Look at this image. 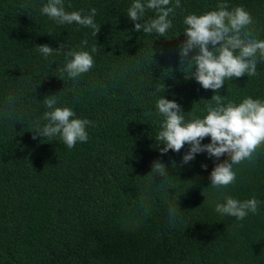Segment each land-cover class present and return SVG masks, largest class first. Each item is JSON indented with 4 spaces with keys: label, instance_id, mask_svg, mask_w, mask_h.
I'll return each instance as SVG.
<instances>
[{
    "label": "trees",
    "instance_id": "16d2710c",
    "mask_svg": "<svg viewBox=\"0 0 264 264\" xmlns=\"http://www.w3.org/2000/svg\"><path fill=\"white\" fill-rule=\"evenodd\" d=\"M47 2L0 0V264H264V145L233 165L234 183L217 189L209 176L227 154L198 153L183 164L188 144L162 155L156 140L164 119L158 99L174 100L186 121L215 106L217 93L189 77L187 62L180 65L184 18L226 2L248 11L253 36L264 40V0H180L164 36L135 30L156 11L133 22L134 0H62L66 12L96 9V36L41 14ZM44 44L64 50L45 58L36 48ZM69 50L94 60L75 80L62 72ZM219 94L225 106L264 101V61L255 76L225 80ZM53 95L57 107L92 122L87 142L69 149L59 136L33 139L47 123L43 101ZM157 160L166 177L150 173ZM229 196L255 197L257 212L239 221L217 213Z\"/></svg>",
    "mask_w": 264,
    "mask_h": 264
},
{
    "label": "clouds",
    "instance_id": "9594fccd",
    "mask_svg": "<svg viewBox=\"0 0 264 264\" xmlns=\"http://www.w3.org/2000/svg\"><path fill=\"white\" fill-rule=\"evenodd\" d=\"M170 3L171 0H147V3L134 0L127 10V17L137 22L141 21L146 9L155 10L156 17L147 23H135V30L142 29L146 34L155 32L164 36L172 27L170 14H174L175 8L181 6L180 0H175L173 7H169ZM40 11L59 25L76 23L89 27L93 29L94 36L100 30V25L94 21L95 8L90 10L89 15H82L79 11L66 12L62 0H48ZM183 23L186 28L185 40L179 49L180 65L184 66L187 62V68H194L189 77H193L203 89L217 93L211 98L215 101V106L209 104L207 114L202 119L186 121L181 106L174 100L158 99L156 108L164 119L156 140L164 145L160 149L162 155L169 150L180 152L184 145L188 144L190 147L182 158L183 164L193 160L198 153L206 152L210 158L215 157L217 160L227 154L229 160L217 163L209 176L210 185L219 189L235 182L236 175L232 170L234 164L251 160L256 150L264 145V101L247 97L239 105L229 103L225 106L224 96L219 94L225 80L257 74L258 60L264 61V40L253 36L249 28L253 24L251 14L240 6L229 10L226 2L218 3L216 10L201 15H187ZM82 44L87 45V41H82ZM36 48L47 58L53 53L59 54L63 51L64 45L56 49L47 44ZM92 51L95 52L96 48ZM193 52L195 54L189 56V53ZM66 55L71 59L67 60L62 72H66L73 80L94 66L93 56L87 51L69 50ZM57 102V95L47 97L43 101L49 109L43 114L47 123L34 130L33 139L36 135L43 138L59 136L69 149L78 141L87 142L86 127L92 122L74 118L72 109L57 107ZM205 137H210L211 142L202 144L201 141ZM202 167L206 169L207 165ZM150 173L166 177V165L159 160L153 161ZM258 204L259 201L255 197L238 201L229 196L224 203H218L215 210L239 221L250 212L255 214ZM178 210V205L171 207L170 217L174 219Z\"/></svg>",
    "mask_w": 264,
    "mask_h": 264
}]
</instances>
